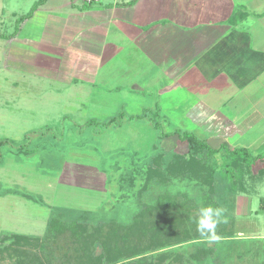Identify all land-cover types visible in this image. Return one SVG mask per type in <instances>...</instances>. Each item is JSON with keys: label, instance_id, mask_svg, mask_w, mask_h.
Masks as SVG:
<instances>
[{"label": "rangeland", "instance_id": "374dc122", "mask_svg": "<svg viewBox=\"0 0 264 264\" xmlns=\"http://www.w3.org/2000/svg\"><path fill=\"white\" fill-rule=\"evenodd\" d=\"M40 1L0 0V250L9 249L0 254V264H77L70 234L46 240L52 219L80 221L91 231L100 226L106 235L112 225L149 221L143 211L164 196L170 214L191 226L199 209L210 207L206 195L223 210L218 240L192 238L120 264H264V160L240 176H226L222 154L211 159L177 137L162 138L186 130L215 149L222 142L230 148L247 142L222 125L220 116L196 111L203 90L210 87L207 95L217 104L223 90L198 85L199 94L188 95L182 88L178 109L166 102L158 110L154 97L57 84L41 69L44 52L35 44L53 41L47 29L60 33L62 20L53 14L66 9L49 8L70 0H44L46 6ZM36 5L42 10L20 25ZM256 145L250 150L262 153L264 146ZM12 234L29 243L17 245ZM199 247L213 253L195 262L190 255Z\"/></svg>", "mask_w": 264, "mask_h": 264}, {"label": "crops", "instance_id": "0c3cea01", "mask_svg": "<svg viewBox=\"0 0 264 264\" xmlns=\"http://www.w3.org/2000/svg\"><path fill=\"white\" fill-rule=\"evenodd\" d=\"M57 5L49 11L66 9L53 14L62 20L60 33L47 29L53 41L35 44L44 52L41 69L47 78L109 94L154 97L158 110L166 102L178 109L176 93L182 88L189 95L200 85H213L223 90V102L213 103L207 87L197 101L198 115L220 116L222 125L248 140L233 148L264 146V0H70ZM223 144L231 146L222 142L219 147Z\"/></svg>", "mask_w": 264, "mask_h": 264}, {"label": "trees", "instance_id": "16d2710c", "mask_svg": "<svg viewBox=\"0 0 264 264\" xmlns=\"http://www.w3.org/2000/svg\"><path fill=\"white\" fill-rule=\"evenodd\" d=\"M43 3L44 0L39 2V4ZM36 10H38V5L34 7L31 13L19 19L18 23L21 25L26 19L31 18ZM3 37L0 36V38ZM125 116L126 113L120 114L121 119ZM142 116L145 117L146 113ZM133 118L141 117L131 116L128 120ZM115 121V119H112L106 122V125L110 126ZM155 126L159 125L155 124ZM173 137L187 142L195 150L205 151L211 159L222 154L223 162L221 166L226 176H233L234 174V176H240L244 168L250 169L258 161L264 160V150L262 153L257 154L248 148H230L227 144L215 149L206 139H202L190 131L176 130L170 134H162L164 139ZM213 164L217 165L215 162ZM147 175L153 177L152 168H148ZM208 177L206 178L210 180L212 175L209 174ZM205 200L207 206L220 209L219 205L211 200L209 195H206ZM170 212V204L167 198L162 196L155 205L147 206L143 211L141 216L152 217L149 221L137 220L130 226L112 225L106 235L102 233L100 226L93 228L91 231L86 223L73 221L66 224L56 218L50 222L49 236L46 237V240L59 237V235L67 236L70 234L72 242L75 243L76 255H74V258L77 259V264H120L129 258L174 247L188 242L192 238L201 239L197 231V225L194 222L191 226H187L181 217L172 215ZM11 237L16 240L17 245L29 243L28 238L24 236L12 234ZM98 243L101 244V248H99L100 253L97 254L98 247L96 245ZM8 251V247L1 249L0 254L8 253ZM211 253H213L212 248L199 247L196 252L190 255V258L195 262H202Z\"/></svg>", "mask_w": 264, "mask_h": 264}, {"label": "clouds", "instance_id": "9594fccd", "mask_svg": "<svg viewBox=\"0 0 264 264\" xmlns=\"http://www.w3.org/2000/svg\"><path fill=\"white\" fill-rule=\"evenodd\" d=\"M222 209H213L212 207L199 209L197 220V231L201 237L209 241H216L219 237L216 235L215 229L220 222Z\"/></svg>", "mask_w": 264, "mask_h": 264}]
</instances>
